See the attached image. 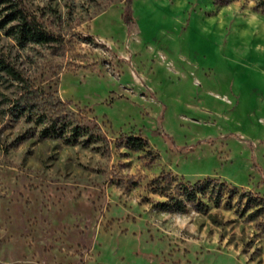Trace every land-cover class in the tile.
I'll return each mask as SVG.
<instances>
[{"label":"rangeland","instance_id":"1","mask_svg":"<svg viewBox=\"0 0 264 264\" xmlns=\"http://www.w3.org/2000/svg\"><path fill=\"white\" fill-rule=\"evenodd\" d=\"M0 59V264H264V0H0ZM25 84L96 139L42 137Z\"/></svg>","mask_w":264,"mask_h":264},{"label":"trees","instance_id":"2","mask_svg":"<svg viewBox=\"0 0 264 264\" xmlns=\"http://www.w3.org/2000/svg\"><path fill=\"white\" fill-rule=\"evenodd\" d=\"M9 1V0H3ZM8 8L12 10L5 17L4 23L17 21L9 29L20 43L25 41H37L45 43L51 36L38 26L37 22L30 19L27 13L17 2L9 3ZM128 22L132 21L131 14L126 15ZM0 70H5L12 74L15 79L23 83L24 79L20 73L14 70L5 60L0 59ZM24 92L14 103L15 114L24 116L28 121H33L40 126L42 137H63L69 142H76L84 136V143L88 144L95 140L94 133L85 123L75 118L74 113L66 109V102L59 96L48 93L43 89L34 88L32 84L23 86ZM124 145L132 149H142L149 146V141L137 135L127 136ZM211 180H205L193 185L180 184L177 197L170 201H159L157 204L163 208H175L183 211L187 209L188 203H193L197 210L207 211L208 204L200 198V191H205L210 186Z\"/></svg>","mask_w":264,"mask_h":264}]
</instances>
